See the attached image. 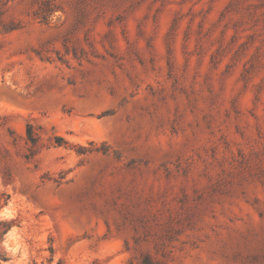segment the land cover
Masks as SVG:
<instances>
[{
  "label": "rangeland",
  "instance_id": "obj_1",
  "mask_svg": "<svg viewBox=\"0 0 264 264\" xmlns=\"http://www.w3.org/2000/svg\"><path fill=\"white\" fill-rule=\"evenodd\" d=\"M0 264H264V0H0Z\"/></svg>",
  "mask_w": 264,
  "mask_h": 264
},
{
  "label": "trees",
  "instance_id": "obj_2",
  "mask_svg": "<svg viewBox=\"0 0 264 264\" xmlns=\"http://www.w3.org/2000/svg\"><path fill=\"white\" fill-rule=\"evenodd\" d=\"M28 137H29V139H30V140L34 141V140H33L34 138H33V137H31V133H30V130H29V128H28Z\"/></svg>",
  "mask_w": 264,
  "mask_h": 264
}]
</instances>
